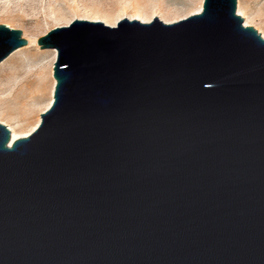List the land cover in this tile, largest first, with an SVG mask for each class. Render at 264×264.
Returning <instances> with one entry per match:
<instances>
[{"label":"water","instance_id":"water-1","mask_svg":"<svg viewBox=\"0 0 264 264\" xmlns=\"http://www.w3.org/2000/svg\"><path fill=\"white\" fill-rule=\"evenodd\" d=\"M236 5L37 39L53 100L0 123V264H264V38ZM26 44L0 24V62Z\"/></svg>","mask_w":264,"mask_h":264},{"label":"rangeland","instance_id":"rangeland-1","mask_svg":"<svg viewBox=\"0 0 264 264\" xmlns=\"http://www.w3.org/2000/svg\"><path fill=\"white\" fill-rule=\"evenodd\" d=\"M128 1L131 0H0V24L20 30L21 37L27 41L0 62V123L10 124L18 132L26 131L46 110L50 86L40 88L39 92L36 86L40 81H47L45 75L51 74V66L53 76L56 50L38 48L40 36L75 20L115 26L121 19H136L132 18L129 8L120 12ZM138 2L145 7L150 21L156 17L164 23H172L195 14L201 0ZM238 4L245 15L255 16L256 20L249 25L258 32V29L264 31V0H237L236 13Z\"/></svg>","mask_w":264,"mask_h":264},{"label":"bare ground","instance_id":"bare-ground-1","mask_svg":"<svg viewBox=\"0 0 264 264\" xmlns=\"http://www.w3.org/2000/svg\"><path fill=\"white\" fill-rule=\"evenodd\" d=\"M202 4H203V0H201L199 6L195 9V12L194 13H198V12L201 11ZM128 8L131 10L132 18L139 19L142 22H145V21L148 22V21H150V17L146 13V11L144 12L145 7L142 6L138 2V0H131L130 2L128 1V3L126 2L125 4L122 5V9L120 10V12H123L124 10H127ZM243 11L244 10H242V8L240 7V5L238 4L237 13H238V15L242 16V18L244 20V26H247L251 22H253V21L256 20L255 19V16H250V15L247 16V15H245V13ZM152 12H154V9L153 8L150 9V13H152ZM258 30H259V33L261 34V36L264 38V31H262L260 29H258ZM49 69H50V73L51 74H48V75H50V78H48L49 77L48 75H45L46 78H47V81H44V80L42 82L40 81V82H38V84L36 86L37 87V92H39V89L40 88H43L44 86H47V88H48V86H50V88H48L50 90V97H49L47 103H45L46 109L50 106V104H51V102L53 100V90H54V85H55V79L52 76V66H51V68L49 67ZM33 82H34V80H31V83H33ZM29 83H30V81L28 82V84ZM34 92H36V91H34ZM40 120H41L40 117H38V119L35 121V123L31 126L30 129H28L26 131H21V132L20 131L18 132L14 128V126H11L10 124H6L7 125L6 127L10 131V141H9V144H11L15 139H17L19 137H23V136L29 135L38 126V124L40 123Z\"/></svg>","mask_w":264,"mask_h":264}]
</instances>
